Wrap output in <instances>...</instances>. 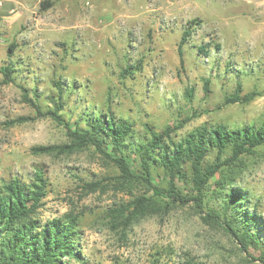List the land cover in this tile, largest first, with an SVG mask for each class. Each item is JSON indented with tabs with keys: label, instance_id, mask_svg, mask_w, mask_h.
Returning <instances> with one entry per match:
<instances>
[{
	"label": "rangeland",
	"instance_id": "rangeland-1",
	"mask_svg": "<svg viewBox=\"0 0 264 264\" xmlns=\"http://www.w3.org/2000/svg\"><path fill=\"white\" fill-rule=\"evenodd\" d=\"M11 63L16 82L4 83L2 69ZM129 65L132 73L123 75ZM55 80L62 81L63 115L72 127L109 111L140 135L146 123L157 131L182 123L175 139L203 125L258 124L264 121V0H0V186L16 176L29 180L36 165L44 166L50 185L38 217L42 223L66 213L79 217L76 251L85 264H264L194 201L146 206L124 225L137 211L134 200L152 192L140 182L108 178L116 168L93 146L34 154V145L69 138L50 117L11 123L36 117L20 85L32 98L37 90L46 108L45 98L58 91ZM239 83L241 96L255 92V98L225 103ZM243 159L246 169L235 185L247 194L248 213L260 215L256 227L264 239V146ZM153 180L163 187L167 181L161 169ZM91 181L102 184L89 191ZM209 201L220 207V198Z\"/></svg>",
	"mask_w": 264,
	"mask_h": 264
},
{
	"label": "trees",
	"instance_id": "trees-1",
	"mask_svg": "<svg viewBox=\"0 0 264 264\" xmlns=\"http://www.w3.org/2000/svg\"><path fill=\"white\" fill-rule=\"evenodd\" d=\"M50 4V1L42 2V6ZM191 31L189 26L180 41L181 63L184 62L183 45ZM15 46L11 45L10 55ZM199 51L208 55L205 46H200ZM132 68L129 65L122 74L132 73ZM136 69L140 70L141 64L136 65ZM14 71L12 63L2 69L4 83L16 82ZM54 85L57 94L45 98L46 108L37 90L32 98L29 89L20 85L22 96L34 108L36 117L21 116L11 123L50 117L65 126L69 138V142L62 144L34 145L31 149L34 154L71 153L93 146L116 168L117 174L108 178L125 185L140 182L152 192L149 197L141 195L134 200L137 211L124 219V225L146 206L169 208L176 203L194 201L197 207L206 210L210 221L223 227L244 250L258 251L264 263V239L256 227L260 215L254 211L248 213L247 194L235 185L246 169L244 156L255 155L264 146V121L234 127L226 123L203 125L180 139L173 138L172 133L182 123L169 125L162 131L146 123V133L140 135L131 122L116 117L111 111L87 117L85 127L79 124L72 127L63 115L62 81L55 80ZM240 91L241 83L234 97L226 98L225 103H249L256 96L255 92L241 96ZM188 94L191 95V91ZM158 169L167 179L164 187L153 180L154 171ZM178 180L187 184L188 192L178 185ZM101 184V181H91L85 183V187L94 191ZM49 185L44 166L36 165L29 180L16 176L0 186V264H73L74 261L85 264L80 262L76 251L79 217L66 213L46 223L38 217ZM209 197L220 198V207L210 205Z\"/></svg>",
	"mask_w": 264,
	"mask_h": 264
}]
</instances>
